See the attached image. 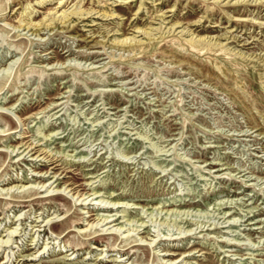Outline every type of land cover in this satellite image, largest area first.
I'll list each match as a JSON object with an SVG mask.
<instances>
[{"label": "rangeland", "instance_id": "374dc122", "mask_svg": "<svg viewBox=\"0 0 264 264\" xmlns=\"http://www.w3.org/2000/svg\"><path fill=\"white\" fill-rule=\"evenodd\" d=\"M0 8V264H264V0Z\"/></svg>", "mask_w": 264, "mask_h": 264}, {"label": "bare ground", "instance_id": "6f19581e", "mask_svg": "<svg viewBox=\"0 0 264 264\" xmlns=\"http://www.w3.org/2000/svg\"><path fill=\"white\" fill-rule=\"evenodd\" d=\"M65 1V0H64ZM254 1H261V0H254ZM38 2V1H37ZM61 3V2H60ZM76 3H77V1H76ZM38 4V3H37ZM45 4V3H44ZM28 5V4H27ZM39 5H41V4H39ZM176 5V4H175ZM73 6V5H72ZM139 6H140V4H139ZM28 7V6H27ZM33 7V6H32ZM213 7V6H212ZM57 8V7H56ZM73 8V7H72ZM0 10H1V8H0ZM34 10H36V9H34ZM91 10V9H90ZM86 11V10H85ZM85 11L83 10V7L81 8V5L80 4H76V6L74 7V9H72V10H70L69 12L67 11V13H65V12H63V13H61L60 14V16H61V18H60V20L59 19H57L56 18V15H55V17H53L52 15H50V19H45L43 22L42 21H40V22H37V23H34V22H31L30 20H29V15L33 12V9H30V8H27L26 10H24L23 12L25 13L24 14V17H26L25 19L27 20V22L25 23V24H27L28 26H30L29 28H33V27H38V26H43L44 28L45 27H47V26H49L51 23H53L56 19L57 20H59V22H62V23H65L67 20H68V16L69 15H74V16H76V17H81V16H83L84 14H85ZM96 11V10H95ZM52 12V11H51ZM56 13V12H55ZM58 13V12H57ZM88 13V12H87ZM113 15V11L111 10V9H106V8H102V11H101V15H103V16H108V15ZM86 15V14H85ZM22 16V15H21ZM45 16V15H44ZM59 16V17H60ZM153 16V15H152ZM23 17V16H22ZM49 18V17H48ZM238 18V17H237ZM21 20V19H20ZM22 21H24V19H22L21 20V22ZM161 24V23H160ZM159 24V25H160ZM36 29V28H35ZM38 29H40V28H38ZM155 29V28H154ZM117 30V29H116ZM139 30V29H138ZM142 31V30H141ZM145 33H147V34H149V32H147V31H145V30H143ZM158 31V30H157ZM162 31V30H161ZM153 32V31H152ZM191 32V31H190ZM161 33V32H160ZM173 33V32H172ZM151 34V33H150ZM145 35V34H144ZM152 35V34H151ZM161 35V34H160ZM163 35V34H162ZM145 36H147V35H145ZM151 37H154V36H151ZM117 38V37H116ZM129 38V37H128ZM137 38V37H136ZM123 40H121L120 42H129V39H128V41H127V39H124V38H122ZM117 40V39H116ZM131 40H134V38L133 39H131ZM187 40V42L189 43V45L191 46V48L192 49H195V50H197L198 52H200V51H203V50H213V46H214V43L215 42H211L209 39L208 40H205V37H203V36H197V38L195 39L194 38V36H191V37H189L188 39H186ZM134 41H138V42H142V41H140V39L138 38V39H136V40H134ZM145 41V40H144ZM135 43V42H134ZM128 44V43H127ZM217 44V43H216ZM220 46V45H219ZM225 50V49H224ZM240 57V56H239ZM247 58V57H246ZM249 59H250V57H249ZM216 67V66H215ZM218 68V67H217ZM28 151V150H27ZM69 190H71V189H69ZM45 217V216H44ZM104 218H107V216H105ZM112 220H114V219H108V221H112ZM107 221V222H108ZM90 225H91V223H90ZM89 225V226H90ZM92 226V225H91ZM95 226V225H94ZM88 228V227H87ZM102 229H103V227H102ZM83 229H81V231H82ZM85 230V229H84ZM83 230V231H84ZM9 231V230H8ZM13 233V231H10V235ZM9 234V233H8ZM7 234V235H8ZM7 238V237H6ZM2 239V238H1ZM3 240V239H2ZM2 240H1V242H2ZM4 242H7L6 240H4ZM3 243V242H2ZM8 244V243H7ZM101 257V256H100ZM120 260V259H119Z\"/></svg>", "mask_w": 264, "mask_h": 264}]
</instances>
